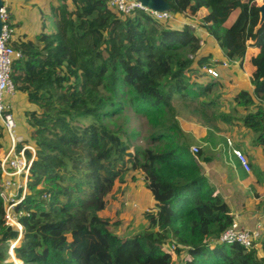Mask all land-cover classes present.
<instances>
[{"label": "trees", "instance_id": "trees-1", "mask_svg": "<svg viewBox=\"0 0 264 264\" xmlns=\"http://www.w3.org/2000/svg\"><path fill=\"white\" fill-rule=\"evenodd\" d=\"M56 1L57 6L51 5L54 20L49 31L33 39L18 34L13 43L22 52L12 73L16 93L30 106L22 112L20 107L13 111L17 121L19 116L23 119L18 124L25 140L18 149L24 145L36 149L29 195L18 207L30 212V217L21 219L24 233L15 247L16 262L120 264L130 253L134 264H175L174 254L180 257L186 248L185 264H264L260 256L264 241L252 249L217 243L234 222L225 195L236 188L229 181L223 187L212 177L208 179L202 165L214 163L218 155L200 150L194 156L178 125L169 124L173 103L181 99L185 107L190 108L185 105L189 101L195 103L192 111L216 132L222 130L221 125L244 128L251 140L245 144L248 136L238 129L241 139L234 143L238 149L245 144L241 151L251 160L255 184L264 187V171L256 166L254 156L258 150L264 152L261 5L257 0H166L175 17L200 18L199 27L210 34L230 62L242 66L250 48L259 50L251 61L255 67L250 75L251 90L233 95L228 114L216 112L219 101L209 100L215 86L226 89V85L220 83L221 69L217 78L204 72L213 56L199 54L201 38L190 24L174 26L143 12L124 16L112 9L108 0ZM10 10V20L20 33L14 7ZM237 10V19L226 26ZM157 63L163 67L160 77ZM205 77L210 78L206 84L199 82ZM128 107L149 119L156 128L154 144L161 146L132 152L117 131ZM112 123L117 130L110 127ZM6 139L0 125V154ZM31 155L28 151L29 159ZM131 172L144 176L143 194L153 198L158 210L147 208L144 216L149 227L123 239L98 212L103 194L112 191L117 182L125 183ZM228 172L221 175L224 183L225 178L236 179L232 167ZM236 192L232 202L241 207L240 198L246 196ZM47 194L50 198L46 200L43 196ZM260 217H253L250 229H259L262 237V229L257 228ZM80 233L97 240L91 238L88 249L74 258L67 246L71 237ZM18 238L17 232L5 226L0 198V264H15L9 249ZM169 242L170 249L176 246L172 252L164 248Z\"/></svg>", "mask_w": 264, "mask_h": 264}, {"label": "rangeland", "instance_id": "rangeland-1", "mask_svg": "<svg viewBox=\"0 0 264 264\" xmlns=\"http://www.w3.org/2000/svg\"><path fill=\"white\" fill-rule=\"evenodd\" d=\"M52 4L57 6L58 2L56 0H15L13 4V7L15 8L14 20L20 24V33L18 34H24L28 39H33L37 34L44 32L45 30L49 31L52 28L54 20L51 11ZM257 4L263 5L264 0H257ZM238 14V10L233 12L225 25H231L237 19ZM179 18V16L176 17V19L180 20V22L171 21L174 26L177 25L181 27L184 24H196L198 26V29L195 30V32L201 38L202 47L199 52L200 55H208L209 51H213V48L217 47V43L213 40L210 34L199 27L201 22L200 18L197 17L189 19L186 17L188 20H186L185 17L182 19ZM217 50L219 53L218 57L216 58L227 60L225 55L223 56V54L220 53L221 51H219V48H217ZM190 58L193 59V56H190ZM252 70L253 68L248 66L246 63V68H244V66H240L236 67L230 72L222 71L221 73L223 79L220 83L225 84L226 89H222L220 86H215L214 93L212 94L211 98L207 96V98L205 97L202 100H207L209 98V100L214 99L219 101V107L216 109V112L231 114L230 109L234 104L232 102V97L240 89L247 87V89L250 88V85L247 81L248 76L245 74L248 73L250 75ZM156 72L158 77H160L163 72V67H161L158 63L156 64ZM208 80H210V78L205 77L204 79H199V82L206 84ZM17 101L18 95L15 104ZM185 105H189L190 108L187 106L185 107L181 99H175V102L173 103L175 111H170L169 113L171 117L169 124L174 122L178 125L181 131L185 134V140L187 141L190 148L197 146L203 150L206 155H218V159L215 160L214 163L212 161L211 163H205L202 165V173L205 174L208 179L209 177H212L216 183H222L223 187H225L229 181V184H232V186L236 188V191H238L243 198L246 196V199L244 198V200L239 196L240 200L243 202V205L238 207L237 204L232 202V197L235 198L238 194L236 191H233V188L232 190L230 188L228 190L229 193L225 195V197L230 200L229 202L232 205L233 212L235 214L234 220L241 223L243 227L251 228L254 225L252 224L253 218L248 219V217L250 218L253 215L257 217L261 214L260 223L257 226V228L262 229V237H260L258 241L260 246V243L264 241V187L262 184H255L257 180L254 176L253 168H251L250 172L244 171L239 162H237L238 160L236 157H234V154L232 153V150L228 144V140H232L234 147H236L234 139H241V136L239 133H237V130L240 129L243 131V136H248L245 129L221 125L219 127L222 130L216 132L213 130V128H210L208 124L205 123L203 118L192 111L191 106H194L195 103L189 101ZM213 111L214 109L212 112ZM125 118L126 119L124 121H120L122 127L118 128V130L114 123L110 124V127L115 128L120 136L130 144L132 152H136L137 149L143 150L151 146L154 147L157 144V146H161L159 143L154 144L155 142L153 141L152 136L155 133L156 128L152 125L148 118L138 114L129 107L126 111ZM24 127L25 131L28 132L25 124ZM233 129L236 130L234 131ZM250 140L251 136H248L247 141L245 140V144H248ZM9 145L10 143L8 139H6V146L1 154L3 152H7ZM244 145L239 147V149H245L246 147ZM258 151L259 152H254V156H256V166L264 171V152L261 150ZM249 162H251L250 159ZM226 163L233 166L236 173V179L230 180L229 178H225L224 183V181L220 179L221 175H226V171L228 172V170L231 169V167L227 166ZM143 179L144 176L141 173L131 172L128 175L125 183L122 184L117 182L112 191L105 192L102 196V207L98 212V216L101 219L108 220L110 228L123 239H127L135 234H138L146 227H149L150 223L145 220L144 216V211L147 208H153V212H157L158 210L157 207L151 203L152 200L150 203H148L147 206L149 207L147 208H143V206H141L139 203V199H141L143 196L147 198V195L143 194ZM230 191L232 192L231 194ZM257 194L259 197H255ZM80 234L81 235L72 236L71 243L67 246V251L74 258H79L81 254L88 249L90 244L93 243L91 238L95 239V241L97 240V238L93 235H87L83 233ZM170 239L171 241L173 240V238ZM170 245L171 244L169 242V244L164 246V248L172 252L173 250L172 248L170 249ZM259 252L260 251L258 250V254ZM263 252L264 246L262 248V253L260 254L261 258L264 260ZM186 256V248L180 257H176L174 254L175 264H185ZM120 264H134L132 254L129 253L124 255L121 258Z\"/></svg>", "mask_w": 264, "mask_h": 264}, {"label": "built area", "instance_id": "built-area-1", "mask_svg": "<svg viewBox=\"0 0 264 264\" xmlns=\"http://www.w3.org/2000/svg\"><path fill=\"white\" fill-rule=\"evenodd\" d=\"M3 6L0 9V16L3 23L2 34L0 37V125L5 129L7 139L10 143L7 152L0 159V198L4 205L5 226L19 234L17 241L13 242L9 249V255L15 262V247L23 237L24 226L21 222L23 217H30V212L19 210V206L29 195L28 181L36 156V149L31 145H24L18 149L20 144L24 143V136L19 131V124L13 113L15 109L16 88L12 78L14 64L22 58V52L14 48L13 43L16 41L18 32L13 26L11 18V8L14 0H2ZM109 6L124 16H130L136 12H143L157 21H178L169 11L158 12L151 10L139 0H108ZM193 30H197L196 24H190ZM232 63L228 59L222 62L212 60V64L204 67V72L217 78L219 77L218 69L228 68ZM229 147L238 160L244 171L250 172L251 166L244 153L234 147L232 140H228ZM200 148L193 146L191 152L197 156ZM31 152V158L27 152ZM44 199H49L50 195H44ZM261 237L259 229L251 230L245 228L238 221L234 220L232 225L225 230L217 239L221 244H239L246 249H252L257 246ZM176 249V246H172Z\"/></svg>", "mask_w": 264, "mask_h": 264}, {"label": "crops", "instance_id": "crops-1", "mask_svg": "<svg viewBox=\"0 0 264 264\" xmlns=\"http://www.w3.org/2000/svg\"><path fill=\"white\" fill-rule=\"evenodd\" d=\"M15 9V8H14ZM14 13V12H13ZM179 19H182L181 17L179 18ZM16 22V21H15ZM177 22H180V20H178ZM182 23V22H181ZM217 47L216 48H213V51H209L208 53L209 54H212V56H213V59L212 60H218L219 62H222V61H224V60H221V59H219V58H216V57H218V53L219 52H217L218 50H217V48H219L218 47V45H216ZM219 51H221L220 49H219ZM220 53H222L223 54V56H224V53H223V51H221ZM259 53V50H257V49H253V48H250L249 49V51H248V53H247V58H246V61H245V63L242 65V66H244V68H246V63L248 64V66H251L252 68H253V70L251 71V74L254 72V70H255V67L252 65V58L253 57H255L257 54ZM241 65L239 64V62H237V63H232L228 68H221V72L222 71H227V72H230V71H233V69H235L236 67H240ZM226 72V73H227ZM250 74V75H251ZM245 75H247L248 76V83H249V85H250V88L249 89H247V88H243V89H240V90H251V83H250V75L247 73V74H245ZM246 77V76H245ZM16 98H17V96H16ZM16 98H15V102H16ZM19 108L20 107V109H21V112L26 108H29L30 106H29V104H27L25 101H24V98H19L18 99V101H17V103L15 104V108ZM17 115H18V113H17ZM20 115V114H19ZM24 118V117H23ZM20 121V122H19ZM21 121L23 122V119L19 116V119H18V122L19 123H21ZM21 127L22 126H20L19 125V131H20V133H22L21 132ZM24 130H25V128H23ZM24 135V134H23ZM25 136V135H24ZM8 150V149H7ZM6 152V151H5ZM238 162V161H237ZM226 165L227 166H230V167H232L233 168V166H231V165H229V164H227L226 163ZM234 169V168H233ZM147 198H148V200H147V204L148 203H150L151 202V200H152V204H154L155 206H156V204L154 203V200H153V198L151 197V196H147ZM141 200V203H140V205L141 206H143L142 204H146V201H144L145 200V197L142 199H140ZM142 202H144V203H142ZM147 207H149V206H143V208H147ZM153 209V208H152ZM235 215V214H234ZM254 217V215L252 216V217H248V219H251V218H253ZM246 219V218H245ZM247 219V220H248Z\"/></svg>", "mask_w": 264, "mask_h": 264}, {"label": "water", "instance_id": "water-1", "mask_svg": "<svg viewBox=\"0 0 264 264\" xmlns=\"http://www.w3.org/2000/svg\"><path fill=\"white\" fill-rule=\"evenodd\" d=\"M143 6L154 10V11H158V12H163V11H169L171 12L172 9L170 7V5L167 3L166 0H139ZM3 3L2 0H0V9L2 8ZM260 13H261V23L264 22V4L260 6L259 8ZM2 28H3V23L1 20V16H0V37L2 34Z\"/></svg>", "mask_w": 264, "mask_h": 264}, {"label": "bare ground", "instance_id": "bare-ground-1", "mask_svg": "<svg viewBox=\"0 0 264 264\" xmlns=\"http://www.w3.org/2000/svg\"><path fill=\"white\" fill-rule=\"evenodd\" d=\"M16 260H17V259H15V262H16ZM22 263H23V262H22ZM22 263H20L19 261L16 262V264H22Z\"/></svg>", "mask_w": 264, "mask_h": 264}]
</instances>
